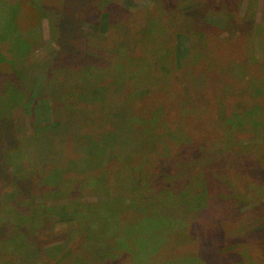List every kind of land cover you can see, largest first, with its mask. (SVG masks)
<instances>
[{
  "label": "rangeland",
  "instance_id": "obj_1",
  "mask_svg": "<svg viewBox=\"0 0 264 264\" xmlns=\"http://www.w3.org/2000/svg\"><path fill=\"white\" fill-rule=\"evenodd\" d=\"M92 3L0 0V167L9 182L21 164L23 187L16 196L14 182L0 184V207L24 201L0 213V238L28 237L21 248L5 241L0 264H264V0ZM77 24L108 42L95 51L64 35ZM68 41L83 67L114 61L113 72L56 65ZM184 70L203 104L165 119L162 102L185 89ZM204 75L214 81L202 93ZM110 77L116 84L102 87ZM52 165L61 175L47 181ZM109 195L115 207L98 218Z\"/></svg>",
  "mask_w": 264,
  "mask_h": 264
},
{
  "label": "trees",
  "instance_id": "obj_2",
  "mask_svg": "<svg viewBox=\"0 0 264 264\" xmlns=\"http://www.w3.org/2000/svg\"><path fill=\"white\" fill-rule=\"evenodd\" d=\"M52 2V0H50V3ZM93 2V0H89V4L87 5L88 7H90L91 9H92V7L93 6H95V4L94 3H92ZM20 3H22L21 1H20ZM98 6V5H97ZM88 7H86L87 9H89ZM165 9H166V7H165ZM131 14V13H130ZM173 14V13H172ZM186 15V14H185ZM113 18V17H112ZM173 18H174V14L168 19V21H167V23L168 22H170V20L171 21H173ZM69 24L67 25V28L68 27H72V23L69 21L68 22ZM79 23V22H78ZM110 24H111V27L112 28H115V26H114V24H116V23H113V22H111L110 21ZM113 25V26H112ZM81 26H79V28H80ZM119 27V26H118ZM78 28V24H77V27H75L74 29H76V32H75V34H72L71 33V30H67V34H64V35H73V36H75L76 38H79L80 36H83V37H86L87 39H88V41L91 43L90 45L92 46V48H94L95 49V51H97V49L95 48V46H93V43H95V44H100V45H102L101 44V40H104V42H108V41H106V36H100V35H95V36H93V34L92 35H90V34H87L86 33V30L85 29H83V28H81L80 30H77V29H79ZM119 29H121V27L119 28ZM112 32H113V30H112ZM78 34V35H77ZM139 35H141V34H134V39L135 38H137ZM204 35H205V38L207 39V34L206 33H204ZM209 38V37H208ZM76 40V39H75ZM74 41V40H73ZM73 41L71 42V41H68V44H66V43H64V44H60V48H61V53H59V54H57L55 57H57L56 58V60H59V63L60 64H56V65H61L62 67L63 66H69L70 68H72L73 70H74V74L76 73V72H78L79 70H84L83 71V73L84 74H87V75H89V76H92V77H96L97 75H101L102 77H104V76H106L107 75V73L108 74H111L112 72H113V70H111L112 69V66H113V62L114 61H111V63L110 64H108V66L106 67V68H103V69H101V70H91L89 67H83L82 66V63H83V60H85L83 57H82V55H81V53H80V51H78V49L74 46V43H73ZM117 41L118 42H114L113 44L114 45H124V46H126V44H125V42L123 41V37H118V39H117ZM172 41H174L173 39H171V40H169V41H167L170 45H173L171 42ZM110 43L112 42V40L111 41H109ZM111 45V44H110ZM213 45H214V43H212V46L211 47H213ZM107 47H109V45H105L104 46V48H103V50H104V52L106 53V49H107ZM208 47H209V45L208 46H206V49H208ZM102 49V48H101ZM209 50V49H208ZM173 50H171V51H169L168 52V54L167 55H171V52H172ZM108 52V54H110L109 53V51H107ZM139 53H140V50H139ZM215 54H218V53H215ZM131 55V54H130ZM132 55H134V54H132ZM165 55V54H164ZM87 59H89V58H87ZM204 60H202L201 62H203ZM199 69H200V67H199ZM215 69H217V68H215ZM187 70H189V69H187ZM187 70L185 71L186 72V77H185V79H183L182 81H184V82H186L187 81V83H186V86H185V89H183V90H178L177 92H174L173 94H172V96L171 97H169L168 98V100H167V102L165 101V99L163 100V102H162V105L161 106H163V110H164V114H165V119H167V117H168V115H170V114H172L173 113V111L174 110H176V111H178V112H180V108L182 109V105L185 103V104H187L188 106H190L191 107V105H190V103H192V104H197V105H201V104H203V100L202 99H200V98H202V97H196L195 95H194V93H195V91L194 90H192V84H194L193 83V79L191 80V79H189V75H188V73H187ZM201 70V69H200ZM202 71V70H201ZM220 71H222V70H214V72L215 73H220ZM184 74V73H183ZM182 74V75H183ZM212 74V73H211ZM71 77V76H70ZM211 76H203V78H206V81L207 82H209L207 85H206V87L205 88H200V90L199 89H197L199 92H205V91H208L209 90V85H210V82L211 81H214V80H212L211 78H210ZM114 78L115 77H110L107 81L104 79V78H102V82H101V86L103 87V86H106V85H115L116 84V82H115V80H114ZM165 78H167V77H164L163 78V81L165 80ZM62 80H64V77L62 78ZM162 83V82H161ZM161 83H159V84H161ZM164 83H166V82H164ZM148 88H149V92H147L146 93V89H144V87H143V89L140 91V93H137V94H135V95H137L136 97L135 96H132V97H134L135 98V101L136 102H138V101H140L141 100V98L142 97H144L145 96V98H147V97H149V95H150V93H151V86H149L148 85ZM211 88L214 90L215 88H213L212 86H211ZM15 90L14 91H16V88H14ZM169 89H172V87H170ZM13 91V92H14ZM40 91V90H39ZM191 92L193 93V95H191V96H189L188 97V95L189 94H191ZM57 93V92H56ZM16 95H17V93L16 92H14V94H13V96H14V98L16 97ZM134 95V94H133ZM131 97V96H130ZM173 98V99H172ZM194 98H197L198 100H194ZM21 100H18V99H15V100H12V102H14V105H20L21 104V102H20ZM21 106V105H20ZM184 107H186V105H184ZM195 107V106H194ZM192 109H194V108H192ZM88 137H91V138H93L94 137V135H87ZM86 142V141H85ZM6 157H7V159H8V155L6 154ZM12 157V156H11ZM7 161V160H6ZM114 162V161H113ZM112 162V163H113ZM9 163H10V161H9ZM23 163V162H22ZM112 163H111V165H112ZM8 164V163H7ZM9 165V164H8ZM10 166V165H9ZM59 168H61V166H57V165H52V166H50V169H46V168H43V169H45L47 172H46V174L44 175V177L43 178H45V179H47V181L49 180V179H51V178H47V176H48V173H51V174H53L52 176H54V177H56L57 179L58 178H60V175H61V173H60V170H59ZM14 171H12V176L10 177V180H9V182L8 181H5V176H3L5 173V171H4V168H2V167H0V184H4V183H8L9 184V186L12 184V182H14V184H13V187H14V189H12L11 188V191L12 192H9L8 194H16V196H22L21 194H23V190L21 189V188H23V187H21V182H19V179L22 177V176H17L16 175V173H17V171L18 172H20V169H22V165L20 164V165H18L17 163H16V165H14V167L12 168ZM140 170H142V171H144L142 168L141 169H139L138 171H136V176L138 177V175H141V173H140ZM16 171V172H15ZM81 173H84L83 175H84V177H88V176H92L93 175V177L94 176H96V172L95 171H93L92 172V169L91 170H87V171H85V172H81ZM119 172L117 171L116 172V174H114V175H112V176H115L116 177V175L118 174ZM9 176H10V174H9ZM17 177H18V179H17ZM56 178H53L54 179V181L56 180ZM16 180V181H15ZM97 180V179H96ZM128 180V178H126V177H124L123 176V174H120L119 173V175L116 177V183H119V182H125L126 184H129V181H127ZM99 181H102V180H99ZM103 181H105V180H103ZM136 181H137V183H140L141 182V178L139 177V178H136ZM19 182V183H18ZM91 182V181H90ZM106 183H108V182H106ZM7 185V184H6ZM8 186V187H9ZM6 188V186L4 187V186H1L0 187V189L1 190H4ZM115 188H116V186H115ZM114 188V186H111V188L109 189V191L108 192H111L112 190H114L115 189ZM31 189H32V187H31ZM18 194V195H17ZM14 197L13 198V200H14V202H5V204L2 206V207H0V213L3 211V209L4 210H7V209H14V210H16V204H15V202L16 201H18V204L20 203L21 205H22V203L24 202V201H22V197H19L18 199H17V197ZM109 198H112V196L111 195H109L107 198H101L100 199V201H98V202H103L104 201V204H102L104 207H102L101 209H99V212L98 213H96V214H102L101 216H97L98 218H101L103 215H105L106 214V211H108V210H111V209H113L114 207H113V203L111 204L110 202V199ZM115 198H118V197H115ZM11 199V197L9 198V200ZM8 200V201H9ZM36 211V210H35ZM36 212H41V211H36ZM29 214H24V216L25 215H31L32 214V208H30V210H29V212H28ZM92 213H94V211L92 212V209H91V211H90V214H92ZM89 215V214H88ZM151 216V215H150ZM2 225V224H1ZM159 225H157V226H155V230H156V228L158 229V230H161L159 227H158ZM16 228H17V225H16ZM11 234H10V236L7 238V239H3V238H0V246L2 245V244H4V243H6L7 242V240L8 241H13L14 240V242L15 243H17L18 245H19V247L21 248V247H26L27 245H28V237H27V234H26V236H24V231H22L21 229H18L17 231H14V230H11ZM155 233H157L158 234V231H155ZM94 234H97V233H94ZM20 235H23L24 236V239H23V241H19V240H17L16 239V236H19V238H20ZM98 239V238H97ZM95 241H96V239H94ZM6 241V242H5ZM148 241H151L152 242V240L151 239H149V240H146L145 241V243L147 244V248L148 247H153L154 246V242L153 243H149ZM35 245V244H34ZM33 245V246H34ZM27 249L28 248H26V250H25V252L27 251ZM158 252V251H157ZM8 253V252H7ZM10 253V252H9ZM156 253V252H155ZM154 253V254H155ZM5 254L6 253H4V254H2V258L7 262V260H6V258H5ZM12 254V253H11ZM153 254V255H154ZM63 255L64 254H62V255H60V256H58V258H57V260L56 261H58L59 259H61L62 257H63ZM103 255H106V254H104L103 253ZM10 260H12V257H11V259ZM7 263H10V261L9 262H7ZM6 263V264H7ZM58 262H55V264H57Z\"/></svg>",
  "mask_w": 264,
  "mask_h": 264
}]
</instances>
